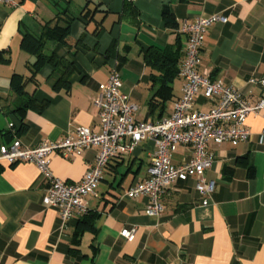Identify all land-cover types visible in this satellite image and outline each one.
<instances>
[{"label": "crops", "instance_id": "1", "mask_svg": "<svg viewBox=\"0 0 264 264\" xmlns=\"http://www.w3.org/2000/svg\"><path fill=\"white\" fill-rule=\"evenodd\" d=\"M13 1L14 6L0 5V146L19 139L34 148L72 135L79 126L99 132L94 101L114 64L121 91L138 107L136 119L167 117L181 96L182 80L177 75L162 86L164 70L144 53L155 46L184 55L182 24L199 15L228 17L207 28L199 71L238 89L251 103L264 92L248 82L264 78V0ZM66 22L67 43L42 37L46 24ZM40 45L58 58L73 55L76 69L68 82H59L60 72L49 62L33 66ZM158 92L167 97L162 100ZM28 98L30 105L24 103ZM212 104L196 97L201 111ZM246 127L247 141L209 144L214 160L205 175L216 186L207 205L194 177L164 191L159 216L147 215V196L122 197L148 176L156 145L146 138L106 164L95 195L86 197L94 216L80 225L74 216L61 232L57 209L42 205L47 183L38 167L0 163V264H264V116L248 115ZM96 153V147L73 157L55 153L50 168L61 179L78 181ZM190 155V146L179 145L172 162ZM131 227L135 235L129 241L120 231Z\"/></svg>", "mask_w": 264, "mask_h": 264}, {"label": "built area", "instance_id": "2", "mask_svg": "<svg viewBox=\"0 0 264 264\" xmlns=\"http://www.w3.org/2000/svg\"><path fill=\"white\" fill-rule=\"evenodd\" d=\"M2 3L15 5L13 0H0V5ZM227 20L228 17L221 13L184 20L180 31L185 35L186 43L178 73L182 80V93L167 117L157 121L136 119L138 107L128 94L121 91V78L114 64L108 79L98 85V97L94 101L98 109L99 132L79 126L72 135L55 141L44 140L34 148L22 145L19 139L0 146V163L23 161L38 167L47 183L42 205L57 209L60 232L67 228L72 217L88 210L86 197L95 195L96 185L109 160L132 153L137 144L146 138L153 139L156 145L148 176L130 186L122 197L134 199L139 195L147 196V215L159 216L163 211L161 197L164 191L176 180L194 177L195 187L203 196L202 203H209L216 186L215 180L205 175L214 160L209 144L236 145L247 141L250 131L246 127V117L250 114L264 116V92L251 103L238 89L199 71L200 51L207 28L215 22ZM248 82L258 83L264 89V78L252 77ZM198 95L212 101L207 111L195 108ZM179 145L190 146L191 155L185 161L173 163L172 154ZM91 147L97 148L95 160L87 165L80 180L67 181L53 174L51 155L62 153L73 157ZM120 235L130 241L134 238L135 228H123Z\"/></svg>", "mask_w": 264, "mask_h": 264}, {"label": "trees", "instance_id": "3", "mask_svg": "<svg viewBox=\"0 0 264 264\" xmlns=\"http://www.w3.org/2000/svg\"><path fill=\"white\" fill-rule=\"evenodd\" d=\"M165 13V11H164ZM67 34H68V22L65 24H54L53 26H49L48 24L45 25L44 30L42 32V37L46 39H50L53 41H61L67 43ZM38 40V39H36ZM41 50L36 54V60L33 63V66L37 69L40 64L43 62H49L53 65V67L60 72V78L58 79L59 82H68L70 78L71 72L76 69V64L73 55L63 58H58L55 53L52 51L51 53L47 54L44 51V45H40ZM144 58L147 62H151L155 64L158 62L159 70H164L160 73V84L163 86L168 85V82L174 79L179 73V65L181 59L183 58V54L178 48L166 47V48H158L155 46L150 47L145 53ZM33 76H30L28 80H33ZM24 84L21 85L18 90L20 89V93H25L23 90ZM159 91V90H158ZM160 95L155 94V96L161 97V99H165L167 95L158 92ZM158 97V98H159ZM153 100V99H152ZM150 100V101H152ZM33 100L28 98L24 103L26 105H30ZM33 103V102H32ZM152 107H150L151 110ZM160 120V119H159ZM13 124L11 123V126ZM94 216L93 213H90L87 210L84 214L80 215L78 218L77 225L85 224L89 221V218ZM74 239L73 242H77L79 233L77 230H74Z\"/></svg>", "mask_w": 264, "mask_h": 264}]
</instances>
